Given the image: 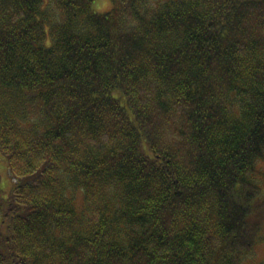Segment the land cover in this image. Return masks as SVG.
<instances>
[{
	"label": "trees",
	"instance_id": "16d2710c",
	"mask_svg": "<svg viewBox=\"0 0 264 264\" xmlns=\"http://www.w3.org/2000/svg\"><path fill=\"white\" fill-rule=\"evenodd\" d=\"M0 0V264H244L264 242V0Z\"/></svg>",
	"mask_w": 264,
	"mask_h": 264
},
{
	"label": "rangeland",
	"instance_id": "374dc122",
	"mask_svg": "<svg viewBox=\"0 0 264 264\" xmlns=\"http://www.w3.org/2000/svg\"><path fill=\"white\" fill-rule=\"evenodd\" d=\"M111 0H94L91 8L94 12H105L113 7ZM259 173L264 171V164H259L257 167ZM255 180L262 186L264 191V175H256ZM13 181L11 180L3 155L0 153V189L3 196H7L12 188ZM244 264H264V242L257 245L252 257H249Z\"/></svg>",
	"mask_w": 264,
	"mask_h": 264
}]
</instances>
